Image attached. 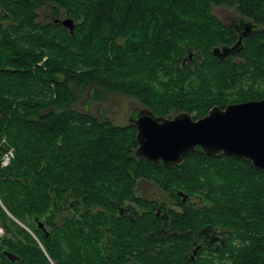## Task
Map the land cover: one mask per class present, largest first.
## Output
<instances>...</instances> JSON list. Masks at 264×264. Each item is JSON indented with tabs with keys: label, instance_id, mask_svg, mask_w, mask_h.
I'll return each instance as SVG.
<instances>
[{
	"label": "trees",
	"instance_id": "1",
	"mask_svg": "<svg viewBox=\"0 0 264 264\" xmlns=\"http://www.w3.org/2000/svg\"><path fill=\"white\" fill-rule=\"evenodd\" d=\"M213 6L257 26L236 58L212 52L237 40ZM62 15L72 32L54 21ZM85 89L193 119L261 99L264 0H0V264H264L261 170L198 146L175 166L154 165L135 155L132 122L74 108ZM142 181L179 208L137 194ZM121 208L140 215L121 219ZM207 229L222 242L193 246Z\"/></svg>",
	"mask_w": 264,
	"mask_h": 264
},
{
	"label": "water",
	"instance_id": "2",
	"mask_svg": "<svg viewBox=\"0 0 264 264\" xmlns=\"http://www.w3.org/2000/svg\"><path fill=\"white\" fill-rule=\"evenodd\" d=\"M54 21H59L70 32L74 28V20L70 17L55 18ZM238 24L243 29L239 31L234 44L212 48L214 56L220 60L239 53L242 38L257 28L243 18ZM132 122L136 126L135 140L138 144L135 155L144 157L154 165L175 166L198 146L205 154L222 152L250 160L255 169L264 173V97L229 103L224 108L213 106L198 119H193L187 112L167 117L155 116L144 108ZM178 193L185 200V195ZM21 225L30 230L26 225ZM37 225L44 230L41 222ZM3 254L11 261L18 259L12 252L4 250Z\"/></svg>",
	"mask_w": 264,
	"mask_h": 264
},
{
	"label": "rangeland",
	"instance_id": "3",
	"mask_svg": "<svg viewBox=\"0 0 264 264\" xmlns=\"http://www.w3.org/2000/svg\"><path fill=\"white\" fill-rule=\"evenodd\" d=\"M212 11L221 19H223L222 16H225L226 13L234 15L235 13L237 14V12L232 7L226 8L222 6H213ZM39 13L41 20H47L49 18L51 19L49 12L45 13V10L41 9ZM65 17L67 16L62 15L58 19ZM74 108L78 111H84L88 109L94 114L110 120L113 124L124 125L129 122V118L134 116L135 112L132 111L141 109L142 106L133 97L116 92H104L102 95V99L95 100L93 99L92 91L90 89H85L79 93L78 99L74 104ZM178 113L180 112L172 110L171 114H169L168 116H174ZM139 186L141 191H137V194L141 195L143 198L158 203H166L172 208L176 206L169 197L168 193L158 187L155 183L151 181H142L139 183ZM28 232L35 238L31 230H29ZM2 234L3 230L0 227V236Z\"/></svg>",
	"mask_w": 264,
	"mask_h": 264
},
{
	"label": "flooded vegetation",
	"instance_id": "4",
	"mask_svg": "<svg viewBox=\"0 0 264 264\" xmlns=\"http://www.w3.org/2000/svg\"><path fill=\"white\" fill-rule=\"evenodd\" d=\"M222 17H223L222 20L224 21V23L234 30L236 37L238 39V33H239V31L241 32L243 29V26L241 24H238L240 21V17L236 13H235V15L230 14V13H228V14L226 13L225 16L223 15ZM57 22H59V21H57ZM237 55H238V53L236 55L228 56V57L236 58ZM187 56L189 58V61H191L192 55H187ZM144 108L145 107L142 106L141 109H144ZM141 109H137L135 111H132V112H135V114L133 117L129 118V122H132L137 117V115ZM145 109H147V108H145ZM137 191H139V192L141 191L139 185L137 186ZM183 201H185V200H183ZM189 202H192V204H194L196 201H189ZM174 208H179V207L176 205ZM156 214L157 215L159 214V208L157 209ZM136 215L137 216L140 215V212H138V211H127V210H124L123 208H121L119 211L116 212L117 217H119L121 219H125L127 221H133L134 216H136ZM107 239H108V241L110 240L108 235H106V237L103 241L106 242ZM222 240H223L222 235H220L217 231H213L212 229H207L206 231L203 232L200 240L198 242H194L193 246H199V247L200 246H214V245L216 246L217 244L222 242ZM112 244H111V246H112ZM108 245L109 244L107 243V246Z\"/></svg>",
	"mask_w": 264,
	"mask_h": 264
},
{
	"label": "built area",
	"instance_id": "5",
	"mask_svg": "<svg viewBox=\"0 0 264 264\" xmlns=\"http://www.w3.org/2000/svg\"><path fill=\"white\" fill-rule=\"evenodd\" d=\"M14 155V152H13V149L12 148H9L4 154H3V157H2V160H1V165L2 166H6L10 159L13 157Z\"/></svg>",
	"mask_w": 264,
	"mask_h": 264
}]
</instances>
